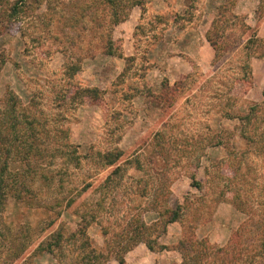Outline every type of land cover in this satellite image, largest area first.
Segmentation results:
<instances>
[{
    "label": "rangeland",
    "instance_id": "374dc122",
    "mask_svg": "<svg viewBox=\"0 0 264 264\" xmlns=\"http://www.w3.org/2000/svg\"><path fill=\"white\" fill-rule=\"evenodd\" d=\"M10 1L0 0V104L16 98L37 144L27 175L36 199L10 201L3 213V223L24 230L20 256L8 264H73L79 238L53 254L37 247L57 232L67 238L82 217L104 253L143 224L145 236L169 247L138 242L128 262L180 264L185 231L216 253L249 210L264 215L260 115L258 144L238 135V116L264 100V45L249 59L244 47L250 36L264 39V0H145L142 13L134 6L117 25L97 1L42 0L13 17ZM108 37L116 54L105 53ZM87 87L98 97L80 92ZM217 140H230L234 153ZM106 151L121 152L113 165L102 161ZM177 204L181 220L165 228L163 210ZM256 232L245 234L249 255L259 251ZM259 255L253 264H264ZM5 256L0 246V264Z\"/></svg>",
    "mask_w": 264,
    "mask_h": 264
},
{
    "label": "trees",
    "instance_id": "16d2710c",
    "mask_svg": "<svg viewBox=\"0 0 264 264\" xmlns=\"http://www.w3.org/2000/svg\"><path fill=\"white\" fill-rule=\"evenodd\" d=\"M92 1H97L103 6L108 5L104 10L107 12L108 17L110 18L109 20L113 25H117L125 20L134 6H138L141 9V13L145 8V0ZM41 2L42 0L10 1V3H8L9 15L12 17L16 16L18 13H25L28 15L29 10L37 9L41 5ZM218 10L220 15H222V7H219ZM206 39L211 43L213 48H215L216 43L210 39L209 36H207ZM259 44L264 45V39L250 36L246 40L244 47L247 59L251 57V50H253V47H257ZM105 45V53L116 54L111 38H107ZM117 54L118 56H121V54ZM126 59L130 60L131 58L126 57ZM244 67L249 71L250 68L248 69L247 65ZM248 71L246 75L249 74ZM80 92L93 98L98 97V89L96 87L82 88ZM8 99L10 104H0V246L3 247L7 254L4 262H1L5 264L16 260L20 256L21 248L24 245V239L21 240V238L24 237V230H14L12 223L8 224L2 222L6 206L10 201L32 204L36 199L35 190L31 188L27 182L28 171L31 167V157L37 144L35 131L34 134H32V131L34 130L32 125H29V127L26 128V123L21 120V116L17 112V104H12L15 102L16 98L9 94L5 99V102H7ZM258 115H260V121L264 122V100L261 102H253L250 104L249 110L246 114L238 116L241 122V131H239L238 135L247 146L254 145L259 141V139L256 138V127L258 125L256 118ZM246 125H251L248 127L249 130L247 132H245L246 129L242 130ZM251 127L253 131L250 133ZM27 129L29 132H27ZM216 143H222L228 154H232L235 151V146L233 143H230V140L225 143L223 140H217ZM216 143H212L211 145H216ZM120 155V151H106L101 154L100 157L105 165H113L116 160L119 159ZM15 165L18 166V169L14 167ZM119 170V166H116L113 172L118 173ZM238 197L237 194L236 198ZM234 205L237 209L241 208L240 202H237ZM181 208L182 204H177L174 208L167 207L163 210V226L165 228L167 224L181 220L179 212ZM249 212L251 211L249 210L247 212V218L232 232L227 240V244L219 248L216 253L207 239L200 240L195 236V233H186L185 231L183 236L178 240L176 246L182 258L180 264H253L256 256L260 253L259 256H261L264 252V215L255 219L253 214H249ZM90 221L91 220L82 217L77 228L71 232L70 236L64 238L61 232H57L52 235L51 240L39 244L37 250L53 254L55 251L61 249V244L64 239L75 241L76 238H79L80 242L77 261L75 260L73 264H105L111 257L117 260L120 264H127L124 259V253L127 252L132 245L137 244L138 242L145 244L149 250L161 251L168 249L169 247L164 243H155L152 238L145 236L146 227L142 224V226H140L141 230L137 233L126 236L123 244L118 242H112V244L110 242L111 246L106 253H104L101 249L91 244V240L87 234V227ZM251 227L257 228V232L250 237L251 239L254 238L257 241L259 240V251L257 250V252L249 255V248H252L254 243L247 244L245 234L248 231V228ZM19 228H22V226ZM240 258L242 261L245 260L246 263L245 261L240 263L239 261L237 262V259ZM246 258L250 261L248 262Z\"/></svg>",
    "mask_w": 264,
    "mask_h": 264
},
{
    "label": "crops",
    "instance_id": "0c3cea01",
    "mask_svg": "<svg viewBox=\"0 0 264 264\" xmlns=\"http://www.w3.org/2000/svg\"><path fill=\"white\" fill-rule=\"evenodd\" d=\"M136 7V6H135ZM135 7H133V9L135 8ZM260 29V28H259ZM259 32L260 31H258V35L259 36H263L264 37V35L263 34H259ZM142 244V243H141ZM145 245V244H144ZM147 248V247H146ZM148 249V248H147ZM149 250V249H148ZM151 251V250H150ZM130 251H127L126 253H125V255H124V259H125V262L127 263V264H130L129 262H128V260H127V258H126V255L129 253ZM115 260V259H114ZM118 264H120L117 260H115Z\"/></svg>",
    "mask_w": 264,
    "mask_h": 264
}]
</instances>
